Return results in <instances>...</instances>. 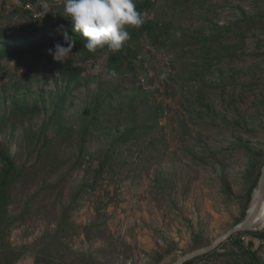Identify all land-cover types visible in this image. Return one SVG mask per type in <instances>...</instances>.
<instances>
[{
  "label": "rangeland",
  "instance_id": "1",
  "mask_svg": "<svg viewBox=\"0 0 264 264\" xmlns=\"http://www.w3.org/2000/svg\"><path fill=\"white\" fill-rule=\"evenodd\" d=\"M150 1L156 44L128 40L115 74L112 51L72 49V78L48 61L65 0H0L14 264H172L240 223L264 155V0ZM213 252L194 264H252L231 239Z\"/></svg>",
  "mask_w": 264,
  "mask_h": 264
},
{
  "label": "trees",
  "instance_id": "2",
  "mask_svg": "<svg viewBox=\"0 0 264 264\" xmlns=\"http://www.w3.org/2000/svg\"><path fill=\"white\" fill-rule=\"evenodd\" d=\"M151 6H152V3L150 0H144L143 2L136 5L137 10L141 11L142 13H143V10L149 9ZM51 18H52V13L47 12L45 14V21L47 22ZM143 19H144V23L142 24V26L139 29H135V28H129L128 29V31L130 33V39L129 40H136L141 35L145 34L152 41L153 34H154V31L156 28V24L152 21L146 20L144 17H143ZM65 32H67V34L69 36L73 37L76 40V44L73 47V49L79 50L81 52L83 59H85V60L96 56L100 50L107 49L105 47V48L97 49V51L95 53L88 52L86 49L83 48V38L78 33H75L72 30V27L65 29L61 33V35H59L57 37H53L51 39V42H53V43L58 42V43L63 44V36H64ZM152 44H156V40L153 39ZM25 49H26V47L19 46V47H16L14 49V51H15L16 55H18V54L24 53ZM120 51L111 52L109 57H108L107 68H108V71L110 73L115 74V73H118V71L120 70V67L122 64V61H121L122 56L120 54ZM48 61L53 62V63L56 62L61 67L63 72L67 73L72 78H77L82 71V67L74 65L73 62L70 60H65L63 62H57V61L53 60L51 55H49ZM1 158L3 160L4 166H3L1 176H0V250L3 252V257H0V264H14V262L17 258V255L15 254V250L10 247V244L5 239V235H6V229L9 228L10 226H12V222H13L9 218L7 203H8L9 197H10L9 187H10L11 179L14 175V171L16 169V165H15L14 159L8 154H1ZM263 163H264V155H263L260 163L258 164V169H257L256 175H255V179H254L253 183L248 187V190L246 193V198H245V204H244L241 219L239 222H241L242 220L245 219V217L247 216V210L251 207L250 205H252L251 202L253 200L254 192L258 186V181H259V178L261 175V168H262ZM105 166H106V163H102L100 165V167L97 170V175H100L102 173V171L105 169ZM244 235H249L252 238L259 239L264 244V230L241 231V232H238V233L230 236L229 238H227V239H231V240L236 241L237 245L241 249L244 250V254L252 262V264H264V261L258 256V250L254 248V244L252 241H250L248 243V246H246V247L243 246L242 236H244ZM216 249H214V250H216ZM213 251H211L209 253H205V254L200 255V256H197L191 260L184 262L183 264H194V262L197 259L206 257V256L214 253ZM37 262H40V261L38 260Z\"/></svg>",
  "mask_w": 264,
  "mask_h": 264
},
{
  "label": "clouds",
  "instance_id": "3",
  "mask_svg": "<svg viewBox=\"0 0 264 264\" xmlns=\"http://www.w3.org/2000/svg\"><path fill=\"white\" fill-rule=\"evenodd\" d=\"M64 14L71 21L72 30L83 38V48L90 53L105 47L120 51L130 39L128 29H139L144 23L135 0H65ZM75 44L76 40L65 32L63 44L56 43L54 50L48 52L54 61L63 62L72 54Z\"/></svg>",
  "mask_w": 264,
  "mask_h": 264
},
{
  "label": "water",
  "instance_id": "4",
  "mask_svg": "<svg viewBox=\"0 0 264 264\" xmlns=\"http://www.w3.org/2000/svg\"><path fill=\"white\" fill-rule=\"evenodd\" d=\"M255 197H256L255 210H257V209H260V207L264 204V163H263L262 168H261V175H260V178L258 181L257 189L254 192L253 199ZM248 212H249V209L247 210L246 218L242 222H240L239 224H237L236 226L231 228L224 235L219 237L216 241H214L213 243H211L209 245H206L204 247L198 248L192 252L185 254L181 258L174 261L172 264H183L184 262L191 260L197 256L203 255L205 253H209V252L213 251L214 249H216L223 241H225L230 236H232L238 232H241V231L252 230L253 229L252 225L256 220V214L254 212V213L248 215Z\"/></svg>",
  "mask_w": 264,
  "mask_h": 264
},
{
  "label": "bare ground",
  "instance_id": "5",
  "mask_svg": "<svg viewBox=\"0 0 264 264\" xmlns=\"http://www.w3.org/2000/svg\"><path fill=\"white\" fill-rule=\"evenodd\" d=\"M255 205H256V197L252 201V205L249 208L248 215L252 214L255 212L256 214V220L252 225V228L255 227H263L264 225V204L260 207V209L255 210Z\"/></svg>",
  "mask_w": 264,
  "mask_h": 264
},
{
  "label": "built area",
  "instance_id": "6",
  "mask_svg": "<svg viewBox=\"0 0 264 264\" xmlns=\"http://www.w3.org/2000/svg\"><path fill=\"white\" fill-rule=\"evenodd\" d=\"M145 41H146L145 42L146 47H150V41H149V39L147 37L145 38Z\"/></svg>",
  "mask_w": 264,
  "mask_h": 264
}]
</instances>
